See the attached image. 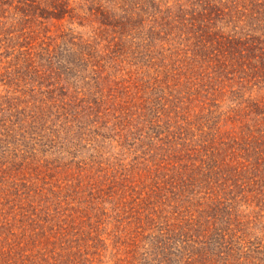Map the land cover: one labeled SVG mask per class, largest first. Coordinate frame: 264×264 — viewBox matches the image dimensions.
I'll return each mask as SVG.
<instances>
[{"label": "trees", "instance_id": "trees-1", "mask_svg": "<svg viewBox=\"0 0 264 264\" xmlns=\"http://www.w3.org/2000/svg\"><path fill=\"white\" fill-rule=\"evenodd\" d=\"M3 58L0 264H264V0H0Z\"/></svg>", "mask_w": 264, "mask_h": 264}, {"label": "rangeland", "instance_id": "rangeland-1", "mask_svg": "<svg viewBox=\"0 0 264 264\" xmlns=\"http://www.w3.org/2000/svg\"><path fill=\"white\" fill-rule=\"evenodd\" d=\"M60 23H65V22H55V25H52V26H50V30L53 32V33H56V32H58L59 30H58V28H59V24ZM73 27H74V29H75V31H77V32H82V33H84V35H85V37H87L89 34H90V29L88 28H81V27H78L76 24H74L73 25ZM61 28H63V27H60V30H61ZM9 60V58H3L2 60H1V63L2 64H0V67H2V69H3V67L5 66V64L3 63V62H5V61H8ZM4 70V69H3ZM128 84H131V83H127V85ZM3 89H4V87L1 85V83H0V94H4V91H3ZM112 101H113V97L112 98H110V101H109V103H107L104 107H109L108 109H107V111L108 112H106V115H105V117H102V113L104 112V110L105 109H103V108H101L100 110V115H101V117H102V119L104 118H106V120L108 121L107 122V124L106 125H108V126H111V125H113L116 121H117V119L119 118H117V117H114V116H112V115H110L112 112H113V108H112V105H111V103H112ZM121 102V100H118V99H115L114 100V102L113 103H115V108L117 107L116 105H118L119 103ZM109 114V115H108ZM108 115V116H107ZM107 116V117H106ZM115 131H116V129H115ZM114 132V131H113ZM106 142H108V140H106ZM104 146H106V145H104ZM83 151V154L84 153H87V151L86 150H82ZM104 152H103V154L105 155V159H107L108 161H114L115 162V160H116V158H115V156H117V155H115L116 153L114 152V150L109 146V145H107V150H103ZM119 156H117V158H118ZM130 160V157L128 156L127 158H126V160L124 161V162H128ZM103 237H105V236H101V238H103ZM87 245H89L88 246V248H86L87 250H85V252L87 251L88 253H86V254H83V255H80V256H77L76 258H75V264H89V261H86V259L85 258H89V259H92L93 257H94V259H96V257L97 256H95L94 254H92L91 255V252H94V251H97V252H99V253H102V260L104 261L103 263L104 264H112V261H108L107 260V257L105 256V255H108V254H106V251H104L103 249H102V247H98V248H94V247H92L91 245L93 244V241H91V240H87L86 242H85ZM109 251V250H108ZM95 262V261H94Z\"/></svg>", "mask_w": 264, "mask_h": 264}]
</instances>
